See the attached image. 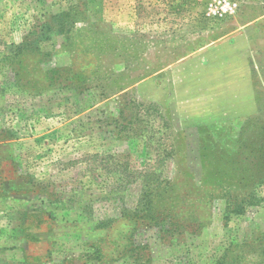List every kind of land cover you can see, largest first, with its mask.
<instances>
[{"label": "rangeland", "instance_id": "374dc122", "mask_svg": "<svg viewBox=\"0 0 264 264\" xmlns=\"http://www.w3.org/2000/svg\"><path fill=\"white\" fill-rule=\"evenodd\" d=\"M0 264H264V0H0Z\"/></svg>", "mask_w": 264, "mask_h": 264}, {"label": "trees", "instance_id": "16d2710c", "mask_svg": "<svg viewBox=\"0 0 264 264\" xmlns=\"http://www.w3.org/2000/svg\"><path fill=\"white\" fill-rule=\"evenodd\" d=\"M109 157H112V156H110L109 155ZM121 168V173H123L125 176H126V178H127V174L128 173H126V172H128V166L127 165H124V166H121L120 167ZM157 168H160V166L158 167V164H156V169ZM155 170H151V171H148V172H146V173H151V175H149L151 178H152V183L153 184H155V183H157V184H159L160 183V178H159V176H160V174L162 173L161 171L159 172L158 171V173H157V177H155L156 175H155V173H152V172H154Z\"/></svg>", "mask_w": 264, "mask_h": 264}, {"label": "built area", "instance_id": "2783aa9c", "mask_svg": "<svg viewBox=\"0 0 264 264\" xmlns=\"http://www.w3.org/2000/svg\"><path fill=\"white\" fill-rule=\"evenodd\" d=\"M236 6V3L230 4L229 2L224 6V10H234V7Z\"/></svg>", "mask_w": 264, "mask_h": 264}]
</instances>
